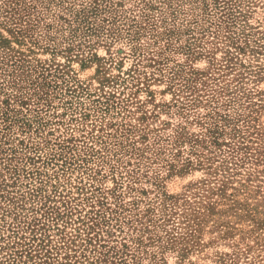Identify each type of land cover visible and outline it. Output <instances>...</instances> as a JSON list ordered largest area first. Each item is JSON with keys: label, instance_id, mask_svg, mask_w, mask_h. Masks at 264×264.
<instances>
[{"label": "rangeland", "instance_id": "374dc122", "mask_svg": "<svg viewBox=\"0 0 264 264\" xmlns=\"http://www.w3.org/2000/svg\"><path fill=\"white\" fill-rule=\"evenodd\" d=\"M122 244L264 264V0H0V264Z\"/></svg>", "mask_w": 264, "mask_h": 264}, {"label": "trees", "instance_id": "16d2710c", "mask_svg": "<svg viewBox=\"0 0 264 264\" xmlns=\"http://www.w3.org/2000/svg\"><path fill=\"white\" fill-rule=\"evenodd\" d=\"M110 13V12H109ZM88 19H89V17L87 16V15H84L83 13H80V16L76 19V21L75 22H77V25H85L86 24V22L88 21ZM97 31H99V29L97 30V29H94L93 30V35H96V32ZM109 37L110 38H112V36L109 34ZM104 203H101V205H103ZM111 221L112 220H110V219H108V218H99V220L98 221H96V222H94L93 223V225H92V227H89V229L90 230H93V233H96V231H94V229L96 230V229H101L100 231L102 232V233H105V235L107 236V237H113L114 235H112L111 234V232H110V230H108V231H106V232H104V231H102V229H104V228H102V227H105V226H108V225H111L110 223H111ZM97 235V237L98 236H100V234H96ZM35 236L33 235L32 236V238L31 239H33ZM103 238V237H102ZM88 242H91L92 241V239L90 238L89 240H87ZM98 242H101V240H98ZM44 244V242H42L38 247H39V252H40V254H41V252H42V254L44 253L45 255L48 253V251H47V249H45V246L46 245H43ZM29 247H31V246H29ZM112 249V251L111 252H106L105 254H103V259H104V264H110L109 262H110V260L109 259H111L112 258V261L113 262H116V263H114V264H137L136 262H134V258H131L130 259V261L128 262L127 261V259H125V258H127L128 257V255L130 256V254H128V247H127V245L126 244H122V245H120V248H115V247H112L111 248ZM26 253H27V251H26ZM32 252H30L29 254L27 253V255H26V261L25 262H21V264H28V263H32V264H36L35 262L33 263V257L30 255ZM110 254H111V256H110ZM44 257H47L48 258V260H49V256H44ZM118 261V262H117ZM12 263H13V261H12Z\"/></svg>", "mask_w": 264, "mask_h": 264}]
</instances>
